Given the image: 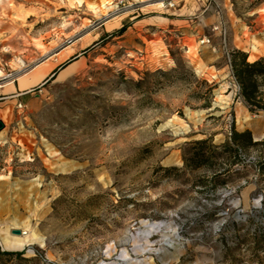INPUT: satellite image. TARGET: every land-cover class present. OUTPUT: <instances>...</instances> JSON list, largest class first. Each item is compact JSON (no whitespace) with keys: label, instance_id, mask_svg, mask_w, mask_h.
Returning <instances> with one entry per match:
<instances>
[{"label":"rangeland","instance_id":"obj_1","mask_svg":"<svg viewBox=\"0 0 264 264\" xmlns=\"http://www.w3.org/2000/svg\"><path fill=\"white\" fill-rule=\"evenodd\" d=\"M163 1H0V264H256L244 235L251 215L264 221V138L234 167L223 147L247 126L264 133L231 43L264 33V0L216 5L219 49L189 52L166 49L146 12ZM88 32L100 36L78 70L8 96ZM253 43L249 63L264 58V35ZM197 153L212 159L193 167Z\"/></svg>","mask_w":264,"mask_h":264},{"label":"crops","instance_id":"obj_2","mask_svg":"<svg viewBox=\"0 0 264 264\" xmlns=\"http://www.w3.org/2000/svg\"><path fill=\"white\" fill-rule=\"evenodd\" d=\"M3 1V0H1ZM171 6L167 5L166 1L157 4L162 7L158 9L153 5H145L146 12H157L160 14L161 25H163V37H169L168 43H164L166 49L176 46L189 52V47L186 42L194 43L200 50L203 51H216L219 46L216 43V38H219L222 34L223 25H225L223 16H218L215 12V6H219L221 11L225 8L227 0H171ZM151 8V9H150ZM144 9V8H143ZM223 14V11H222ZM260 34V35H259ZM264 33H248L244 32L242 35L250 36L249 39H242L241 41H231L232 48L234 50H241L248 55V62H251V49L255 47L254 41H258L261 35ZM98 33L88 32L78 38L75 42H70L71 45L49 58L46 62H43L35 67H32L27 74L20 77L17 81V85H10L7 88L8 96H19L21 93H29L31 90L41 86L47 81V79L56 72L52 78L56 76L63 77L66 72L78 70L83 64L82 56L85 51L90 47L95 37H99ZM259 37V38H257ZM212 38H215L212 41ZM171 41V42H170ZM173 41V44H172ZM202 41H210L209 44H202ZM217 44V46H216ZM258 47L257 49H259ZM264 57L259 56L257 59ZM70 58L74 60L71 62ZM68 63L67 65H65ZM66 76V75H65ZM244 103V102H243ZM246 105V104H245ZM247 107V106H246ZM248 109V107H247ZM259 127V126H258ZM245 130H249L254 140H260L264 138V133L253 130L250 127H246Z\"/></svg>","mask_w":264,"mask_h":264},{"label":"trees","instance_id":"obj_3","mask_svg":"<svg viewBox=\"0 0 264 264\" xmlns=\"http://www.w3.org/2000/svg\"><path fill=\"white\" fill-rule=\"evenodd\" d=\"M1 1V0H0ZM240 61L237 62V57L234 56L232 60V67L234 76L240 85V96L244 99L248 109L251 113H258L264 111V94L259 91V80L264 79V58L254 62H248V55L245 53H238ZM207 141L198 142L196 145H205ZM258 142L253 139L252 133L247 130L243 133L233 132L230 143L223 147L224 151L230 154L227 162L231 166H237L239 163L241 152L247 151L251 147L257 146ZM214 153V152H213ZM215 154V153H214ZM214 157V156H213ZM212 158H207L205 155L197 153L187 161L193 167H200L211 161ZM261 170L264 169V159L260 163ZM223 174H215L211 183L221 182ZM224 183V182H223ZM260 214L264 213V208L259 211ZM245 226L246 240L244 242L250 246L253 254L250 256L251 262L256 264L264 263V221H258L256 216L251 215ZM252 227L254 228L252 231ZM15 256L22 257V253H12ZM10 255V254H8Z\"/></svg>","mask_w":264,"mask_h":264},{"label":"bare ground","instance_id":"obj_4","mask_svg":"<svg viewBox=\"0 0 264 264\" xmlns=\"http://www.w3.org/2000/svg\"><path fill=\"white\" fill-rule=\"evenodd\" d=\"M4 6H1V8H3ZM19 64H20V66L22 67V68H26V64H25V62H23V61H19ZM70 72L71 71H68V72H66L65 74H63L64 76L65 75H67V74H70ZM2 76V72L0 71V77ZM27 234L26 233H24V234H22V237L23 236H26ZM24 244H28V243H30V239H28V238H26L24 241Z\"/></svg>","mask_w":264,"mask_h":264},{"label":"water","instance_id":"obj_5","mask_svg":"<svg viewBox=\"0 0 264 264\" xmlns=\"http://www.w3.org/2000/svg\"><path fill=\"white\" fill-rule=\"evenodd\" d=\"M6 128L5 124L0 121V131H3ZM14 235H21L20 231H14Z\"/></svg>","mask_w":264,"mask_h":264},{"label":"built area","instance_id":"obj_6","mask_svg":"<svg viewBox=\"0 0 264 264\" xmlns=\"http://www.w3.org/2000/svg\"><path fill=\"white\" fill-rule=\"evenodd\" d=\"M119 5H123V2H120V4ZM119 5H118V7L117 8H119ZM129 7H126V6H123V8H121L122 10H125V9H128ZM202 44H204V43H206V44H209L210 43V41H202L201 42Z\"/></svg>","mask_w":264,"mask_h":264}]
</instances>
